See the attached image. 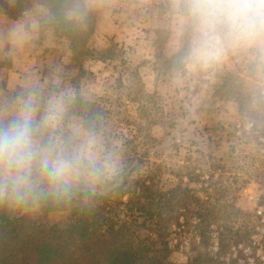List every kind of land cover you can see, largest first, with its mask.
Returning <instances> with one entry per match:
<instances>
[{
  "label": "rangeland",
  "instance_id": "obj_1",
  "mask_svg": "<svg viewBox=\"0 0 264 264\" xmlns=\"http://www.w3.org/2000/svg\"><path fill=\"white\" fill-rule=\"evenodd\" d=\"M0 2V15L19 23V36L32 39L26 45L38 70L15 97L33 95L41 110L50 98L59 100V133L95 137L116 165L114 172L77 189L93 190L132 167L128 181L149 175L163 190L192 175L199 181L189 187L204 203L221 197L228 208L217 210L231 216L238 230L252 232L235 247L238 263L264 264V235L255 215L264 207V47L228 51L210 65L193 67L173 0H58L64 17L74 23L70 29L54 22L48 0ZM4 4L19 6L17 14L10 15ZM11 61L0 60V88ZM76 98L98 106L93 128L71 108ZM148 136L156 140L152 155L135 165L131 160L143 154ZM38 200L3 204L32 220L65 224L68 212L44 218ZM193 226L187 228L185 218L172 225L171 263L215 252L214 239L210 248L199 246Z\"/></svg>",
  "mask_w": 264,
  "mask_h": 264
},
{
  "label": "trees",
  "instance_id": "obj_2",
  "mask_svg": "<svg viewBox=\"0 0 264 264\" xmlns=\"http://www.w3.org/2000/svg\"><path fill=\"white\" fill-rule=\"evenodd\" d=\"M57 4L58 0H48L51 18L58 27L70 29L74 23ZM18 7L4 4L14 16ZM74 104L75 115L86 128H93L92 116L98 106L80 98ZM146 139L143 154L131 160L135 165L148 162L149 149L156 146L151 136ZM127 169L93 190L75 189L69 196L40 198L37 204L44 218L68 212L63 225L32 220L0 203V264H173L169 238L178 218H185L187 228L194 224L203 249L211 247L212 239L216 241L214 253H198L185 264H239L235 247L248 241L252 232L248 227L238 230L231 216L224 217L217 210L228 208L221 197L204 203L199 192L189 187L199 181L192 175L163 190L149 175L128 181L135 168ZM178 211H184L185 216H179Z\"/></svg>",
  "mask_w": 264,
  "mask_h": 264
},
{
  "label": "clouds",
  "instance_id": "obj_3",
  "mask_svg": "<svg viewBox=\"0 0 264 264\" xmlns=\"http://www.w3.org/2000/svg\"><path fill=\"white\" fill-rule=\"evenodd\" d=\"M173 11L193 67L210 65L228 51L264 47V0H173ZM62 112L59 100L50 98L41 110L28 95L13 115L0 116V203L69 196L115 171L95 137L59 133Z\"/></svg>",
  "mask_w": 264,
  "mask_h": 264
},
{
  "label": "crops",
  "instance_id": "obj_4",
  "mask_svg": "<svg viewBox=\"0 0 264 264\" xmlns=\"http://www.w3.org/2000/svg\"><path fill=\"white\" fill-rule=\"evenodd\" d=\"M1 24H4V26L1 27ZM15 29L20 31L22 27L19 26L18 22L10 21L0 15V60L12 59L11 67L5 71L6 74L3 77L4 86L0 88V116L3 117L13 115L15 106L19 102L18 97H15L14 93L26 88L28 81L32 80L31 74L38 73L35 58L30 54L28 45H26L32 39H28L22 34L19 36ZM13 30L15 33H11ZM12 43L17 44V46ZM13 98L15 99L12 100ZM1 100H6L9 104L3 106Z\"/></svg>",
  "mask_w": 264,
  "mask_h": 264
},
{
  "label": "built area",
  "instance_id": "obj_5",
  "mask_svg": "<svg viewBox=\"0 0 264 264\" xmlns=\"http://www.w3.org/2000/svg\"><path fill=\"white\" fill-rule=\"evenodd\" d=\"M255 215H256V218L258 219L259 224H260V226H259L260 229L258 230V233H261L262 235H264V207L258 208L257 212H255ZM261 260L262 261L264 260L263 256L261 257Z\"/></svg>",
  "mask_w": 264,
  "mask_h": 264
}]
</instances>
